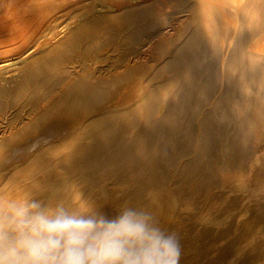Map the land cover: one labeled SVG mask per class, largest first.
Returning <instances> with one entry per match:
<instances>
[{
    "label": "bare ground",
    "instance_id": "1",
    "mask_svg": "<svg viewBox=\"0 0 264 264\" xmlns=\"http://www.w3.org/2000/svg\"><path fill=\"white\" fill-rule=\"evenodd\" d=\"M218 195L248 217L216 225ZM22 199L144 209L180 264L244 241L264 264V0H0V200Z\"/></svg>",
    "mask_w": 264,
    "mask_h": 264
},
{
    "label": "clouds",
    "instance_id": "2",
    "mask_svg": "<svg viewBox=\"0 0 264 264\" xmlns=\"http://www.w3.org/2000/svg\"><path fill=\"white\" fill-rule=\"evenodd\" d=\"M181 246L147 210L113 218L36 199L0 200V264H180Z\"/></svg>",
    "mask_w": 264,
    "mask_h": 264
},
{
    "label": "rangeland",
    "instance_id": "3",
    "mask_svg": "<svg viewBox=\"0 0 264 264\" xmlns=\"http://www.w3.org/2000/svg\"><path fill=\"white\" fill-rule=\"evenodd\" d=\"M251 197V196H250ZM258 197H260V196H258ZM257 196H253V197H251L250 198V201H249V205H253V203H255L259 198H258ZM252 199V200H251ZM216 200L218 201L217 202V205H219L220 206V209H218V210H216V212H214L212 215L213 216H215L216 217V220L218 219L219 220V222H217V223H215L216 225H218V226H225V225H227L228 223V226L231 224V223H234V221H237L235 218H237L238 219V222H239V220H241V221H243L245 218H247L248 217V215H249V213H248V215L247 216H244L245 218L243 219H241V213H242V211H240V210H243V211H245V209H244V207L242 208H239L238 210H235V212H233L234 210H233V208L235 207L234 205V207H231L232 206V202H230L229 200H231L230 199V197L228 198V205H226V204H224V203H222L223 202V198H222V196L221 195H218V196H216ZM252 202V203H251ZM230 204H231V206H230ZM248 205V206H249ZM226 206H228V207H226ZM232 208V209H231ZM189 212L190 213H192V214H196L197 212L194 210V209H190L189 210ZM205 213H207V212H205ZM201 215V214H200ZM193 216V215H192ZM197 217H199V215L197 216ZM196 217V218H197ZM234 217V218H233ZM235 219V220H234ZM194 220H195V218H194ZM222 220V221H221ZM234 220V221H233ZM220 221H221V223H220ZM226 221V222H225ZM226 223V224H225ZM257 232V231H256ZM230 233V234H229ZM228 233V235L230 236H228V246L230 245V244H232V243H229V242H233V244H235V241H236V243H238V244H240V242L243 240L244 241V237L245 236H242V234H241V232H239V231H236V232H229ZM232 233V234H231ZM237 233L239 234V235H237ZM236 234V235H235ZM241 234V235H240ZM236 237V238H235ZM240 239H239V238ZM247 237V236H246ZM244 238V239H243ZM262 238V239H261ZM251 239V238H250ZM264 239V235H263V237H262V235L260 234V236H258L257 237V240H255L256 242H261V240H263ZM232 240V241H231ZM242 241V242H243ZM246 242H250V241H246ZM245 241H244V243H242V244H247L246 246H245V250L243 249V251L244 252H246V254H247V252H248V249H250L253 245V243H255V242H252L251 244L249 243V245H248V243H246ZM239 245H236V247H238ZM249 248H248V247ZM248 248V249H247ZM217 247L215 246V249H214V247H213V250H212V252H216L217 250ZM243 253V252H242ZM241 253V254H242ZM240 254V255H241ZM246 254H242V256H243V258H242V256H239L238 258H237V260H238V262L239 263H236L237 262V260H236V262H235V264H240L241 262L242 263H244V264H251V263H253V264H255V262H253V261H250V260H248V258H246V257H248V255L249 254H247V256H246ZM241 259V260H240ZM245 259V260H244ZM248 260V261H247ZM245 261V262H244ZM251 263H250V262Z\"/></svg>",
    "mask_w": 264,
    "mask_h": 264
}]
</instances>
